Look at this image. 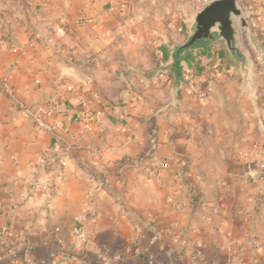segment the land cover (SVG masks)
Masks as SVG:
<instances>
[{"label": "crops", "instance_id": "0c3cea01", "mask_svg": "<svg viewBox=\"0 0 264 264\" xmlns=\"http://www.w3.org/2000/svg\"><path fill=\"white\" fill-rule=\"evenodd\" d=\"M203 1L0 0V264H264V0L252 89L221 41L157 70Z\"/></svg>", "mask_w": 264, "mask_h": 264}, {"label": "water", "instance_id": "95a60500", "mask_svg": "<svg viewBox=\"0 0 264 264\" xmlns=\"http://www.w3.org/2000/svg\"><path fill=\"white\" fill-rule=\"evenodd\" d=\"M250 11L237 0H205L191 16V25L186 39L170 47V61L157 70L171 69L175 89L180 85L183 57L197 49L210 50L221 41L241 70L243 81L252 89V63L244 50L242 36L252 45L249 34Z\"/></svg>", "mask_w": 264, "mask_h": 264}, {"label": "built area", "instance_id": "2783aa9c", "mask_svg": "<svg viewBox=\"0 0 264 264\" xmlns=\"http://www.w3.org/2000/svg\"><path fill=\"white\" fill-rule=\"evenodd\" d=\"M82 105L86 108L85 103H82ZM49 107H50V108H49V112H54V111L56 110V103L52 101V102L50 103ZM97 118H98L97 113H93V112H91V111L85 109L84 116H83L82 119H83L85 122H91V121H93V120H95V119H97ZM35 121H36V124H37V126H38L39 128L44 129V130H49V126L47 125V123H46L43 119H41L40 117H36V116H35ZM52 151H53V150H52ZM52 151L49 150V149H44V150H42V151L37 155V157H36V163H37V165L42 166V167L45 166L46 163H47V160H48V158H49V156H50V154H51ZM61 164L64 165L63 160H61ZM94 178H95L94 175H91V179H94ZM40 186H41L42 188H44V189L48 188V184L45 183V182H42V183L40 184ZM87 206H88V202L85 201V202L83 203V207H82V209H81V213L76 217V219H77L78 221H81V220L84 218V215H85V213L87 212ZM218 209H219L218 207H215L214 211H218ZM250 245H251V248H253V247H257V246H258V242H257V240H254V239H253V240L250 242Z\"/></svg>", "mask_w": 264, "mask_h": 264}]
</instances>
